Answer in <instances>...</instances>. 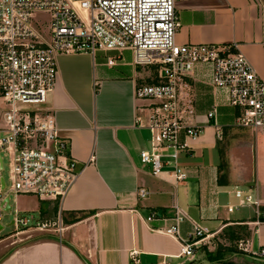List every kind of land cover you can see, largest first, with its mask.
<instances>
[{
  "label": "crops",
  "instance_id": "1",
  "mask_svg": "<svg viewBox=\"0 0 264 264\" xmlns=\"http://www.w3.org/2000/svg\"><path fill=\"white\" fill-rule=\"evenodd\" d=\"M176 12L179 44L234 43L264 80V19L256 0H178ZM57 63L58 78L45 107L68 139L80 175L62 201L35 197L38 203L28 211L43 221L61 215L65 230L61 237L54 230L38 231L33 239L2 250L0 264H133L132 252L141 264H210L206 252L215 257L220 233L241 223L251 229L245 240L250 250L264 248V218L257 219L251 206L247 217L234 216L240 209H227L237 205L234 190L239 188L254 192L264 211V176L257 172L264 145H257L258 131L235 126L237 111L229 106L227 90L210 85V64L198 63L192 73L196 80L188 79L179 90L185 122L204 124L205 131L181 154V166L191 174L178 182L168 172L153 175L140 158L150 147L151 132L137 119L146 124L156 102L138 99L135 91L158 83L159 67L135 65L131 49L100 51L95 57L62 54ZM215 105L221 136L213 122L206 124ZM176 204L214 234L212 244L194 258H178L180 241L162 230L163 218L174 214ZM155 211L157 217L149 221ZM191 230L188 220L180 226L183 238ZM225 260L222 264H264V257L250 253L227 254Z\"/></svg>",
  "mask_w": 264,
  "mask_h": 264
},
{
  "label": "built area",
  "instance_id": "2",
  "mask_svg": "<svg viewBox=\"0 0 264 264\" xmlns=\"http://www.w3.org/2000/svg\"><path fill=\"white\" fill-rule=\"evenodd\" d=\"M177 1L0 0V96L7 104L0 109V232L6 214L13 209L12 195L60 202L79 178L69 141L60 134L55 115L45 107L58 78L59 55L95 57L100 51L131 49L135 65L159 67L160 81L135 91L138 99L156 102L146 124L137 119L139 127L151 132L150 147L141 151L140 158L155 176L168 172L178 182L190 177L191 171L181 166L180 156L203 135L205 125L185 122L178 96L183 83L196 80L192 73L198 63L212 66L213 88L227 90L229 106L237 111L235 126L253 134L264 128V80L244 54L236 51L234 43L179 44ZM256 6L264 19V0H256ZM38 13L48 16L37 20ZM108 64L115 61L109 58ZM216 116L215 105L207 113L206 124L213 122L221 136ZM139 194L145 197L148 192L142 189ZM234 195L238 203L229 205V212L251 206L257 219L264 218L254 192L246 194L236 188ZM156 217L157 211L148 220ZM187 220L192 230L183 238L180 226ZM163 222L164 233L181 243L178 258H194L197 251L212 244L214 234L177 204L174 214ZM11 225L16 228L15 235L54 230L61 237L65 230L61 215L54 221H43L33 213L23 216L17 209ZM247 243L239 242L242 253L264 257V248L250 250ZM132 260L141 264L136 252H132Z\"/></svg>",
  "mask_w": 264,
  "mask_h": 264
},
{
  "label": "rangeland",
  "instance_id": "3",
  "mask_svg": "<svg viewBox=\"0 0 264 264\" xmlns=\"http://www.w3.org/2000/svg\"><path fill=\"white\" fill-rule=\"evenodd\" d=\"M47 16L48 15H46V14L38 13L36 15V19L37 20L46 19ZM2 108L3 109L7 108V104L5 103L4 99L0 96V109H2ZM256 142H257L258 146L261 144L264 145V128H260L258 130V133L256 134ZM262 156H264V154L260 153L261 162L258 160V167H257V172H258L260 179L262 176H264V162L262 160ZM3 174L7 180V169H5L3 171ZM11 203H12L13 209H12V211H10L9 213L6 214V216L3 220L4 228L0 232V253H2V250L4 252L12 250L15 246L20 244L21 241L33 239V237L36 236V233H38V231H33V232H25V233H22L19 235H15L16 228L14 227V225H11V221L13 219V215H14V212L16 209L21 212V215L29 216L30 214H32V212L28 211V208L32 207V205L34 203H38V199L35 198L34 196H27V195H19L17 198H15L12 195L11 196ZM251 210L252 209H250L248 207L240 208V210L237 211V213H235L234 216H238L237 214H240V216L244 215V217H247L249 215V212H251ZM21 228H23V227H21Z\"/></svg>",
  "mask_w": 264,
  "mask_h": 264
},
{
  "label": "trees",
  "instance_id": "4",
  "mask_svg": "<svg viewBox=\"0 0 264 264\" xmlns=\"http://www.w3.org/2000/svg\"><path fill=\"white\" fill-rule=\"evenodd\" d=\"M78 219L79 217L75 218L74 221ZM250 234L251 229L247 223L230 225L226 227L223 232L220 233L219 239L217 240L218 247L214 253L215 257H212L213 253L206 252V259L210 264L226 263L227 260H225V258L227 254L242 253L238 249V244L241 240L245 241L248 239Z\"/></svg>",
  "mask_w": 264,
  "mask_h": 264
},
{
  "label": "water",
  "instance_id": "5",
  "mask_svg": "<svg viewBox=\"0 0 264 264\" xmlns=\"http://www.w3.org/2000/svg\"><path fill=\"white\" fill-rule=\"evenodd\" d=\"M9 206V205H8ZM262 221H264V219H262Z\"/></svg>",
  "mask_w": 264,
  "mask_h": 264
}]
</instances>
